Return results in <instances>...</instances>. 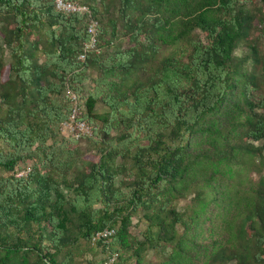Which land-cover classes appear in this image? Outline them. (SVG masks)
I'll list each match as a JSON object with an SVG mask.
<instances>
[{
	"label": "trees",
	"instance_id": "1",
	"mask_svg": "<svg viewBox=\"0 0 264 264\" xmlns=\"http://www.w3.org/2000/svg\"><path fill=\"white\" fill-rule=\"evenodd\" d=\"M65 1L89 14L0 0V264H82L86 252L84 264L97 252L98 264L110 253L116 264H264L261 5ZM66 92L79 96L93 160L59 136ZM249 164L258 179L244 184ZM105 227L114 235L91 243Z\"/></svg>",
	"mask_w": 264,
	"mask_h": 264
},
{
	"label": "built area",
	"instance_id": "2",
	"mask_svg": "<svg viewBox=\"0 0 264 264\" xmlns=\"http://www.w3.org/2000/svg\"><path fill=\"white\" fill-rule=\"evenodd\" d=\"M54 9L58 12L65 14H75L78 16L88 15V9L85 5L78 3L67 2L65 0H50ZM87 33L89 36L88 42L84 45L83 51L91 49L95 42L96 35V23L93 20H89V25L87 27ZM80 61L84 60V53L78 58ZM65 96L70 99L71 105L69 107L67 118L62 121L59 125V131L67 132L73 139L78 140L82 137H90L91 129L89 126L82 121L79 117V106L78 98L79 96L75 93L66 92ZM114 235V230L109 227H105L102 230L95 232L91 236V243L101 241L106 243L110 237ZM117 256L115 253L108 254L100 264H116Z\"/></svg>",
	"mask_w": 264,
	"mask_h": 264
},
{
	"label": "rangeland",
	"instance_id": "3",
	"mask_svg": "<svg viewBox=\"0 0 264 264\" xmlns=\"http://www.w3.org/2000/svg\"><path fill=\"white\" fill-rule=\"evenodd\" d=\"M256 4L257 5H261L263 11H264V4L260 1V0H256ZM118 43L120 44V46L122 48H125L127 46V39L126 38H123V37H120L118 39ZM246 51H245V48L242 47V46H239V48L236 50L235 54L236 55H242L244 54ZM3 59H4V62L5 63H8L9 61V58H8V55L6 52H4V56H3ZM5 76V72H4V75L3 77ZM96 76L95 73L91 72L87 79L84 81L83 83V88H82V91L81 93L79 94L81 97L85 96V94L87 93L88 89L92 86L91 85V81L89 80V78H94ZM83 113V109L81 108L80 106V109H79V116ZM114 133H112L113 135ZM59 136L60 138L68 141V140H72L74 141V144L71 145V148H75L77 150V153L86 160H93L94 159V156H95V153H94V147L91 143L88 142L87 138L88 137H82L78 140H75L73 139L67 132H61L59 131ZM254 146L256 147H260V146H264V140L263 141H260V142H256V143H253ZM257 157L253 156V160L252 162L254 164H256L255 166L258 167L259 166V160L256 159ZM262 158L264 160V151L262 152ZM30 166V163L27 162L25 165L22 166V169L18 172H20L18 175H21L22 173L21 172H24L26 168H28ZM253 164H249V166H247V169H244L242 171V174H241V179L242 181L244 182V184L246 183H251V182H255L257 181L258 179V174L256 173V171H253ZM187 203V201H182L179 203L178 206H182V205H185ZM144 229V224L142 221H140L137 217H133L131 219V223H130V227H129V231H130V234L131 236H134V237H139L140 235V232H142V230ZM148 257L149 259H152L154 256L152 254V252H149L148 253ZM93 257L91 255V253H83V258L82 260H79L82 264H84V261L85 260H91ZM94 259L95 261L97 262L98 264V260L100 259V254L99 252L95 253V256H94Z\"/></svg>",
	"mask_w": 264,
	"mask_h": 264
}]
</instances>
